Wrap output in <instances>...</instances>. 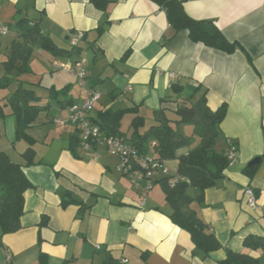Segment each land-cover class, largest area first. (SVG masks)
I'll return each mask as SVG.
<instances>
[{
    "label": "crops",
    "instance_id": "crops-1",
    "mask_svg": "<svg viewBox=\"0 0 264 264\" xmlns=\"http://www.w3.org/2000/svg\"><path fill=\"white\" fill-rule=\"evenodd\" d=\"M182 3L191 18L212 21L241 48L226 52L192 41L185 29L174 32L165 11L152 0H116L105 13L89 0H0V22L8 28L7 34L0 33V77L10 42L17 38L13 24L18 17L39 19L42 31L59 48H70L68 31L83 32L78 56H53L34 48L30 71L17 75L9 85H0L6 87L0 92V149L23 165L32 183L23 194L19 228L0 235V264H100L106 254L123 264H218L226 248L245 249L246 235L264 236V0ZM79 57L88 72L86 87L77 85L75 75L53 66L54 62L71 64ZM44 63L50 73L46 81ZM19 82L32 89L44 107L27 128L34 139V163L29 164L22 156L28 143L16 137V116L9 103ZM174 83L181 86L178 103L204 92L210 109L225 103L218 147H225L228 138L238 147L224 177L204 190L200 204H194L222 245L205 258L189 233L171 221L162 189L159 193L154 185L145 192L136 186L119 169V158L103 145L84 148L79 141L72 151L69 140L77 128L54 122L68 115V107L80 103L88 88H96L100 97L90 116L101 109L133 107L136 112H126L121 119V130L129 135L136 114L145 120L141 130L157 122L160 108L166 109L168 118H176ZM147 153L157 155L152 147ZM257 156L260 161L251 166L250 176L244 168ZM164 161L177 171L176 158ZM248 185L255 191L256 208L246 203L243 190ZM62 197L80 203L62 206ZM249 254L264 264V252Z\"/></svg>",
    "mask_w": 264,
    "mask_h": 264
},
{
    "label": "trees",
    "instance_id": "trees-1",
    "mask_svg": "<svg viewBox=\"0 0 264 264\" xmlns=\"http://www.w3.org/2000/svg\"><path fill=\"white\" fill-rule=\"evenodd\" d=\"M95 7L107 12L110 3L116 0H89ZM161 7L166 14L170 27L177 32L185 29L190 39L201 42L226 52H232L241 48L236 42L229 41L220 29L210 20H197L191 18L184 10L182 0H152ZM17 34L9 45V53L2 65L4 73L0 77V85H9L17 75L29 72L28 61L32 50L39 48L53 56L72 57L80 54L79 45L70 46L69 49L57 47L49 35L42 31L40 20L20 16L13 24ZM101 32V25L97 28ZM65 88L62 89V91ZM56 93L55 90H51ZM175 93V108L172 112L175 119H170L165 114V108H160L155 123L145 126V120L140 115H134L130 121L129 135L121 130V119L126 112H136L135 108L113 110L106 108L98 110L91 119L99 126L100 130L107 136H113L126 141L146 151L152 142L157 157L161 159L176 158L178 161L177 172L186 178L169 186L165 177L156 180L163 191L164 200L170 208L169 217L171 221L186 230L195 248L208 257L212 251L222 247L221 243L209 229L207 223L200 217L194 204H200L203 200V192L206 188L224 177V171L230 164L226 155L225 147H218V139L221 137L219 124L226 114V104L222 103L216 109H210L206 103L205 92L195 99L189 96L177 102V96L181 92V86L172 84ZM38 97L33 90L25 87L19 82L9 97L12 113L16 116V137L28 143L22 152L27 164L34 163V139L27 133V128L34 122L38 112L44 107L37 103ZM166 99H162L165 101ZM2 113L0 112V116ZM172 122L190 123L198 134L200 141L197 146L189 148L190 139L182 136L171 125ZM79 131L72 132L69 147L72 151L79 145ZM187 148L185 153H177V150ZM244 172L252 176L253 167L246 166ZM32 183L23 171V165L14 162L8 154L0 149V235L15 231L19 228V219L24 208V191L31 187ZM194 189L197 192L191 193ZM69 202L80 203L79 200L71 198L66 200L62 197L61 204L65 206ZM244 250L234 251L225 249V256L218 260V264H262L258 257L249 254L251 250L264 252V236L248 234L242 241ZM43 254H40V259ZM144 257V254H142ZM100 264H123L119 259L106 254Z\"/></svg>",
    "mask_w": 264,
    "mask_h": 264
},
{
    "label": "built area",
    "instance_id": "built-area-1",
    "mask_svg": "<svg viewBox=\"0 0 264 264\" xmlns=\"http://www.w3.org/2000/svg\"><path fill=\"white\" fill-rule=\"evenodd\" d=\"M8 28L0 22V33L7 34ZM70 46L78 45L83 37L82 31H68ZM54 68H61L75 75L77 85L86 87L88 72L85 66V60L81 57L76 58L73 63H53ZM174 78L173 74H170ZM126 89L130 90L128 85ZM264 95V88H262ZM100 97V91L96 88H88L86 94L80 103H72L68 107V115L66 118H56V124H64L66 122L73 124L80 133L81 146L90 148L96 145H103L107 151L115 155L120 160L119 169L126 175L132 183L141 187L145 192L151 190L156 184V180L165 177L169 186H174L177 182L186 180L177 171H172L165 163L164 159L157 155L149 154L146 151L139 150L130 143L113 136L105 135L99 126L91 119L90 110L94 107L96 101ZM156 146L152 142L150 147ZM238 152L237 144L234 140L228 138L225 145V155L232 163L236 160ZM246 203L250 208L258 206L257 197L253 187L246 186L243 190ZM145 202V195L140 198V204ZM98 247V246H97ZM125 261V260H124Z\"/></svg>",
    "mask_w": 264,
    "mask_h": 264
},
{
    "label": "rangeland",
    "instance_id": "rangeland-1",
    "mask_svg": "<svg viewBox=\"0 0 264 264\" xmlns=\"http://www.w3.org/2000/svg\"><path fill=\"white\" fill-rule=\"evenodd\" d=\"M9 35H7L6 37H8ZM42 67L45 69V70H47L46 71V74H45V78H44V81H46L47 80V76L48 75H50V73L48 72V64H46V63H44V65H42ZM6 89V87H0V92L2 91V90H5ZM1 95L2 94H0V97H1ZM60 118H66L67 117V115L64 117H62V116H59ZM127 121H128V116H126V117H124L123 118V120H122V127H126V125H127ZM66 123H68V122H66ZM178 125V124H177ZM177 131H182V133L184 134V135H186V137H188L189 139H190V144H191V146H194V145H196V144H194V143H199V137H198V134L195 132V129H194V127H193V125L192 124H190V123H186V124H180V125H178V126H176V128H175ZM190 144H189V146H190ZM198 145V144H197ZM196 145V146H197ZM195 147V146H194ZM155 190H157L159 193H161V188H160V186L159 185H156L155 184Z\"/></svg>",
    "mask_w": 264,
    "mask_h": 264
},
{
    "label": "water",
    "instance_id": "water-1",
    "mask_svg": "<svg viewBox=\"0 0 264 264\" xmlns=\"http://www.w3.org/2000/svg\"><path fill=\"white\" fill-rule=\"evenodd\" d=\"M259 161H260V157L259 156L254 157L248 162V166H252V165L258 164Z\"/></svg>",
    "mask_w": 264,
    "mask_h": 264
}]
</instances>
